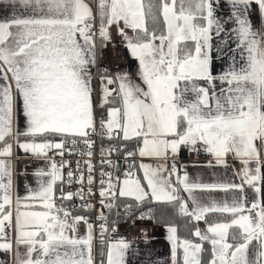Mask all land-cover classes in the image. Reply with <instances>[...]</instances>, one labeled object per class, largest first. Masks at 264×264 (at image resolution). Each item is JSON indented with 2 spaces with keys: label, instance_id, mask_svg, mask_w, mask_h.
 <instances>
[{
  "label": "snow or ice",
  "instance_id": "obj_1",
  "mask_svg": "<svg viewBox=\"0 0 264 264\" xmlns=\"http://www.w3.org/2000/svg\"><path fill=\"white\" fill-rule=\"evenodd\" d=\"M4 2L19 11L0 20V253L9 257L0 264H97L96 226L84 213L95 208L96 109L105 105L99 126L117 143L101 155L121 153L122 143L125 158L140 162L131 160L121 174L112 159L101 161L99 243L106 251L99 264H126L131 243L106 239L116 229L103 211L120 216L121 206L133 219L165 223L171 264H264V30L249 18L253 4L264 16V0H228L232 11L224 20L216 15L220 0H96L95 12L88 0ZM229 21L236 25L230 31ZM113 26L139 62L141 83L105 69L98 104L93 69ZM221 33H234L235 47L215 72L213 52L219 60L223 50L213 40ZM13 141L47 164L33 173L37 188L26 186V195L15 198ZM181 146L202 148L212 157L209 168H229V156L238 160L240 182L191 178L176 163ZM66 153L87 159L73 171L70 161L55 159ZM73 183L76 191L65 188ZM214 192L230 198L217 200ZM74 197L81 201L76 212ZM120 198L131 202L121 205ZM151 204L188 218L185 229L196 239L179 236L174 221L155 217L151 207L133 216Z\"/></svg>",
  "mask_w": 264,
  "mask_h": 264
},
{
  "label": "crops",
  "instance_id": "obj_2",
  "mask_svg": "<svg viewBox=\"0 0 264 264\" xmlns=\"http://www.w3.org/2000/svg\"><path fill=\"white\" fill-rule=\"evenodd\" d=\"M90 5L93 7V11H96V0H88ZM19 9H16L14 6L9 5L4 2V0H0V20L8 18L16 12H18ZM232 7L228 3V0H220L219 6L217 8L216 15L220 17L222 20L227 19L231 15ZM249 18L253 24V27L256 30H264V16L261 15L259 8L257 5L253 4L251 6L250 12H249ZM236 27L234 23L229 21L225 24L226 30H231L232 28ZM129 31V35H132L131 30ZM112 33V41L107 45V47L103 49L98 48V61L96 67L93 69L95 80H94V87L96 89V100L99 104L100 98H101V80L100 75L101 71L98 69V62L99 58L103 54H107L106 50L112 47V45H115V47L122 45L124 50V64L123 68L119 71H115L113 73H110L109 75L115 76L118 73H128L131 77V79L136 83H141L138 71H139V62L133 58L130 54L129 49L125 46V43L122 41V38L117 34L115 26L111 29ZM227 38L228 39V45L225 47L222 43V39ZM214 47L219 46L223 50V58L222 59H215L217 53L213 52L214 57V70L215 72H220L222 69H224L229 60V56L231 55V52L229 49L235 47L234 43V33L231 34L228 37H225L224 33H221L220 37H214L213 40ZM120 52H122L121 47L119 49ZM128 51V53H127ZM129 54V55H128ZM115 85V84H114ZM110 87V86H109ZM116 85L114 86V88ZM107 105H105L106 107ZM101 107H97L96 109V116L98 120V116H106V109ZM17 128L20 131H23L26 128V121L22 114L18 115V121H17ZM202 149V148H201ZM203 150V149H202ZM206 160H196L193 159V151H190L188 147L181 146L179 155L176 157V163L179 167L180 165H186L187 172L189 173V176L193 179H201L204 182H214L216 180L220 181H227V180H233L237 183L240 182L239 176L234 175V173L240 171L241 164L238 160H234L231 156L228 157L229 165L230 167L225 169L223 167H216V168H209L207 167L208 162L212 159L210 155L207 154ZM33 157L31 154H27L23 152L22 149H20L15 141H13V151L11 156L12 161V167H13V182H14V198L15 194L18 193L21 197L26 195V186H24L19 190L18 189V180L19 175H23L26 168H33V173L39 169V168H47V167H38L35 166V162H42V160H38L36 158H30ZM17 158H28L29 163L26 166H21L15 159ZM138 161L137 163H139ZM144 162H154L149 161L147 158H144ZM20 170V171H19ZM142 175V171L139 173ZM34 175V174H33ZM31 187L33 189L37 188V178L34 176V179L32 180ZM245 192L248 196L249 202L254 198V194L251 189L245 188ZM262 192H264V189H262ZM186 196V193L183 194ZM215 199L221 200L225 198H230V196L226 195L223 192H214L212 194ZM198 226L201 229L206 228V224L204 221H200L198 223ZM85 231V228L83 225L80 226V235H83ZM15 236L13 234V240ZM131 247L128 250L127 257H126V264H171V246L170 242L167 239V231L161 227H155L153 238L148 242H142V243H134L130 242ZM99 247H95L94 249V255L97 259V264H99V259L97 258ZM21 251H24L22 248ZM9 257L4 254L0 253V260L7 261Z\"/></svg>",
  "mask_w": 264,
  "mask_h": 264
},
{
  "label": "built area",
  "instance_id": "obj_3",
  "mask_svg": "<svg viewBox=\"0 0 264 264\" xmlns=\"http://www.w3.org/2000/svg\"><path fill=\"white\" fill-rule=\"evenodd\" d=\"M115 45H112L111 48H109V51L106 54H103L99 58L98 62V69L103 72L105 69H107L108 74L113 73L115 71H119L123 68L125 56L123 53V46L119 45L113 49ZM121 47L122 52L119 51ZM113 49V50H112ZM110 50H112L110 52ZM102 115L98 116L97 120V133L94 134V139L96 140V146L94 148L95 155L92 157V162L95 164L96 168L93 172V175L96 177V184L93 186V192L96 194L90 197L91 203L95 205L94 210L91 212L85 211L84 214L88 215L90 220L95 224L96 226V236H97V241H96V247H101L99 243V224L101 221L98 219V213L101 210V205L99 203L100 201V196H99V172L101 171V161L104 159H112L116 163L119 164L120 166V173L122 174L124 171L127 170L129 162L131 160L136 159V162L139 161L137 158H125L123 155L124 152V147L123 144L121 143V153H116L113 152L110 157L107 156H102L101 155V148L107 149L108 147L115 145L117 142L116 141H110L107 138H104V129L99 126V121ZM103 138V139H102ZM129 147V146H128ZM134 148V146L130 147ZM207 153H205L202 149L199 152H194L193 151V159L196 160H206L207 159ZM30 158H35V157H30ZM55 159L57 161H60L61 159L70 161L71 162V170L76 171L77 168V161H83L87 159V157H80L77 155H69L65 154L63 158L59 156H55ZM21 166H26L29 163L28 158H17L15 159ZM85 167V180L87 179V171H86V166ZM104 170L113 172L114 175L117 174L116 170L113 168H105ZM64 173H67L69 171V168L65 167L63 169ZM80 187L79 184L73 183L71 186L65 185V188L72 191H76ZM85 189L87 188V184L85 183ZM72 204L75 205V207L72 208L73 212H76L79 208V205L81 204V201L78 198L73 199ZM105 214H108L107 209H103ZM147 220L144 219H132L130 221L126 222H121L116 224L114 227L116 229L115 232H110L107 234L106 239L110 242H115L119 239H125L126 241L129 242H134V243H144L148 242L153 238V233H154V228L151 225V223H147Z\"/></svg>",
  "mask_w": 264,
  "mask_h": 264
},
{
  "label": "trees",
  "instance_id": "obj_4",
  "mask_svg": "<svg viewBox=\"0 0 264 264\" xmlns=\"http://www.w3.org/2000/svg\"><path fill=\"white\" fill-rule=\"evenodd\" d=\"M107 107V106H106ZM105 107V108H106ZM129 147L134 146V144L132 142L128 143ZM124 202H131L130 198H120V203L121 205ZM151 207L153 208V214L155 217H161V216H167L169 218H171L174 223L176 224V226L178 227V235L181 236L182 238H189V239H196L193 236H191L189 234V232L185 229V224L188 223V218L186 217H179L178 215L175 214L174 210L167 205H157V204H151V205H147L141 209H136L133 213V216H138L140 211H147V209ZM120 216H116L113 213H108L107 215L109 216V227H114L116 224L121 223V222H126V221H130L133 219L132 216H127L126 214H124V210L123 207L121 206L120 209ZM210 218H216V219H220L221 217L218 216V214H213V217ZM147 220L148 222L151 223V225L153 226V228L155 227H161L163 229H165L167 231V227L165 225V223L161 220L160 222H158L157 219H144ZM189 227H193V225L189 224ZM205 248L206 249H210V245L205 244ZM101 251H106V248L104 247H99L98 250V255L97 258L100 260V252ZM208 253H205V258H207Z\"/></svg>",
  "mask_w": 264,
  "mask_h": 264
},
{
  "label": "rangeland",
  "instance_id": "obj_5",
  "mask_svg": "<svg viewBox=\"0 0 264 264\" xmlns=\"http://www.w3.org/2000/svg\"><path fill=\"white\" fill-rule=\"evenodd\" d=\"M113 49H115V48L113 47ZM112 50H110V52ZM108 51H109V49L106 50V52H108ZM127 53H128V51H127ZM114 86H115L114 84L113 85H110V88H114ZM34 165L35 166H38V167H40V166L47 167V164L44 161H42V162H35ZM33 168L34 167L26 168L25 171H24V173H23V175H21V174L19 175V180H18V189L19 190L24 186V184L27 185V186H31L32 180L34 179ZM147 223L149 224L150 222H147Z\"/></svg>",
  "mask_w": 264,
  "mask_h": 264
}]
</instances>
